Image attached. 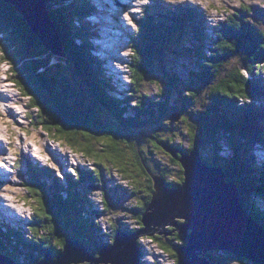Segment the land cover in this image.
<instances>
[{"label": "trees", "instance_id": "trees-1", "mask_svg": "<svg viewBox=\"0 0 264 264\" xmlns=\"http://www.w3.org/2000/svg\"><path fill=\"white\" fill-rule=\"evenodd\" d=\"M45 1L67 52V59H61L67 65H60V61L45 68L47 63L38 59L43 53L39 42L1 0L0 61L9 66L10 79L29 98L28 106L37 112L28 116L33 126L38 123L35 127L45 131L52 141L63 142L92 164L90 170L77 168L75 174H66L61 180L51 167L29 162L22 181L27 192L23 204L33 207V216L26 222L28 233L14 227L19 222L12 223L14 226L0 223V253L16 264H37L45 252L57 257L66 239L74 238L86 240L89 251L98 256L100 247L112 244L119 230L131 234L143 227L142 215L155 193L156 176L173 189L183 183L179 159L158 143L179 151L176 156L180 158L181 153L189 154L194 149L199 131L203 162L225 172L226 180L237 187L245 213L264 229V211L255 204L264 201V163L252 155L255 148L264 145V27L261 29L252 19L251 8L234 11L225 23L212 26L207 34L204 16L197 9L188 5L184 9L180 3L173 6L172 2L165 6L155 0L161 12L154 13L151 6L146 7L142 9L143 16L133 21V54L126 67L129 86L118 98L114 95L115 82L105 76L103 63L89 51L87 36L93 32L85 19L94 9L85 0ZM185 27H191L187 31L194 41L188 49L182 48ZM174 49L192 56L189 64L195 69L187 76L176 72L174 62L164 59L165 52ZM179 53L181 57L175 63L185 66L180 60L188 56ZM152 61L162 64L160 74L155 72ZM157 76L164 81L162 87ZM150 83L157 87L154 97L146 89ZM130 109L132 116L127 114ZM177 122L185 127L186 147L172 144L176 133L162 132L175 131ZM142 126L154 129L134 136ZM157 146L167 151V160L163 161H169L172 169L153 159ZM224 149L228 156L222 154ZM112 166L130 184L128 193L119 185L105 187L102 171ZM88 184L102 188V215L117 212L116 202L107 198L108 192L116 193L117 199L131 195L134 206L125 211L135 219L137 228L124 229L125 222L120 225L115 216L108 223L109 231L101 232L99 222L85 215L89 198L78 188L86 189ZM107 236L108 242H103ZM149 239L177 264V249L184 244L178 233ZM223 253L228 260L246 262ZM22 255L26 258L20 260ZM33 255L37 256L32 258ZM207 258L212 264H226L225 258L217 254L208 253Z\"/></svg>", "mask_w": 264, "mask_h": 264}, {"label": "rangeland", "instance_id": "rangeland-1", "mask_svg": "<svg viewBox=\"0 0 264 264\" xmlns=\"http://www.w3.org/2000/svg\"><path fill=\"white\" fill-rule=\"evenodd\" d=\"M88 2V4L94 9L92 12L94 13L93 16L87 15V18L85 20L89 21L90 23L96 22H102L104 23L103 26H101L100 23H98V27H104L103 30L106 33L104 36V39H107V41L111 42L112 44H107L109 47L107 48L105 57L106 61L103 64V73L105 76H108L109 72H105V65L109 66L113 69V72L111 75L113 77H116L118 80H120V84H125L124 87L121 85L115 84L117 88V96L122 97V93L120 94L121 90H126L129 86V81L127 83L124 82V78H126V74L128 75V69L126 68V65L130 64L131 57L133 54V48L130 44L131 42L128 39V36H132V34L135 32L136 25L134 22L138 21L143 16V10L146 7V5H150L152 2H149V0H132L130 6L123 8L124 6L117 2V0H85ZM163 5H168V2H172L171 5L175 6L177 3H180L181 6L187 8V5L191 7L192 9H197L201 15L204 16L205 21V31L207 34L211 33L210 28L218 23H225L229 17L232 15V13L240 8H251V17L252 19H255L258 22V25L261 29L264 27V0H200L198 3H193L192 0H160ZM68 3V2H67ZM70 4V3H69ZM110 6H116V8L119 10L118 12L122 15V26L120 28L109 30L108 32L112 31V35L109 36L108 32H106V26L107 25H113V22H117V19L113 17V15L108 14L107 11L109 10ZM151 10L155 11L154 13H158L160 9V5L157 3H152ZM149 6V7H150ZM152 6H154L152 8ZM161 8V7H160ZM257 10H260L257 11ZM97 12V13H95ZM103 12V13H102ZM161 12V11H160ZM259 14H258V13ZM163 13V12H162ZM91 14V13H90ZM107 14V15H105ZM107 17L109 18L106 19ZM140 17V18H139ZM107 20V21H106ZM134 22H133V21ZM263 23L261 24L260 22ZM80 22V21H79ZM188 26V24H187ZM191 28V27H190ZM189 27H185V40L182 43V48H190L191 45H194V41L191 40L190 34L188 33ZM188 30V31H187ZM99 33H101V29L99 30ZM90 42H93L92 39H89ZM128 42H130L128 44ZM79 41H77V44ZM98 43V42H97ZM105 43V41H104ZM210 42H208L207 45H209ZM95 44V43H94ZM96 45V44H95ZM129 45V46H128ZM113 47V48H112ZM100 53L104 55V51L99 50ZM182 52L184 55L188 57H183L180 61L186 64L185 66H178L176 65L175 61L181 56H178L177 53ZM179 53V54H182ZM90 54L94 55L95 57H99L97 51H90ZM166 57L164 58L167 62H174L173 66H176V72L187 76L188 72L191 70H194L195 67L193 64H189L192 60V56H189L188 53L183 52L181 49L177 50H169L165 52L164 54ZM57 56H52V63H56L58 60L56 59ZM1 60V59H0ZM112 62V63H111ZM155 72L159 73L162 72L161 63L158 61H152ZM115 64V65H113ZM180 64V63H179ZM60 65L64 66L67 65L66 63L60 62ZM119 68L122 70L120 72ZM112 71L111 69H109ZM107 71V70H106ZM11 73V72H10ZM10 73H9V66L0 61V80H5L4 82L6 84H3L0 86V92L8 91V94L12 98H17L19 100V104H9V99L0 96V113L9 112L16 115V120L8 123V126L4 125L3 122L5 121L0 116V140H2L4 150L2 151L0 155V168L7 170L5 175L6 179L0 180V210L2 208L6 209L7 216L11 215L12 220L11 222L16 223L19 222L18 225H13L14 227L19 226L20 228H23L25 230V233H28V230L26 229V222L29 221V219L33 216V207H29V205H24L22 199H25L27 197V192L25 190V187L23 186L22 181H25V173H26V166L29 165V162L32 164H37L38 166H48L51 167L55 172L56 176H59L61 180L65 179L66 174H75V170L77 168H82L86 170L91 169L92 162L88 159H84L80 153H77L71 150V148L67 147L63 142L62 144L59 142H54L50 139V137L47 136L46 132L40 129L38 126H33L34 122L28 120V116L33 117L37 114L36 111L32 110L29 105V98L23 96V94L15 87L14 82L10 79ZM116 78H113L116 80ZM261 78L264 80V75H261ZM156 81L162 87L163 85V79L160 76L155 77ZM122 81V83H121ZM264 83V82H263ZM149 86V87H148ZM15 87V88H14ZM157 87L155 85H147V90L150 91L151 97L156 96L157 94ZM20 92V94H18ZM21 95V96H20ZM23 96V97H22ZM264 102V101H263ZM7 108H11L10 110H7ZM133 109H130L127 113L128 115L132 116ZM2 113V114H3ZM172 117H168L166 119L171 120ZM8 120H11V118H8ZM168 120V121H169ZM172 122V121H170ZM168 124V122H167ZM20 126V127H19ZM171 126H173V123H171ZM184 125L177 122L175 131L168 130V131H162L164 135H169L172 133H176V138L174 143L181 144L182 147L187 146V137L185 136L183 130L185 127ZM9 133H6L5 130H7ZM154 128L151 127H143L139 130H135L134 136H142L146 133L151 132V130ZM160 131L162 129H159ZM23 131V132H22ZM179 131V132H178ZM199 133V132H198ZM181 134V135H180ZM197 139L200 138V133L196 134ZM202 138V136H201ZM9 140L11 145L8 146ZM24 141V143L22 142ZM36 141V143H35ZM96 142V141H95ZM93 143V142H92ZM23 144V145H22ZM95 147H98L99 143H94ZM161 147H163L161 144L158 143ZM165 145V144H164ZM46 146V147H45ZM161 147L157 146L153 151V159L158 161L161 165L167 167L168 169H172V165H170L169 161H163L167 160L165 156L168 154L161 149ZM28 148V149H27ZM164 148V147H163ZM225 148V145L224 147ZM53 149V150H52ZM165 149V148H164ZM254 150L253 154L257 155V161L264 160V150ZM28 150V151H27ZM49 150L50 152H48ZM174 150V149H173ZM224 152L222 153L224 156H228L227 151L224 149ZM24 153L28 154V157H24ZM39 152L42 154H39ZM255 155V158H256ZM30 156V157H29ZM56 156V157H55ZM205 155L203 154V157ZM262 158V159H261ZM14 164V167H11L10 164ZM15 166L16 169H15ZM114 169L103 170V180H105L106 188H114L116 186H121L126 193L129 192L130 184L120 177L119 174H117L116 169L112 166ZM15 169V170H14ZM72 169V170H71ZM159 177V176H158ZM159 179L162 182V179L159 177ZM130 182V181H129ZM94 184H88L87 188H81L78 189L80 191L86 192V195L89 198V205L87 208V211L85 215L88 217L90 221H98L100 224L101 232L109 231V222L116 218L117 223L119 222L120 225L124 223V229H132L137 228V224L135 223V219L132 218V215H129L128 212L125 211L128 207L134 206V200L130 198V196H122L121 199H117V194L113 192H108L107 198L115 201V207L114 209L117 212H113L112 214L102 215V203L103 200L101 190L99 186H93ZM8 193V194H7ZM2 196V197H1ZM9 199V200H8ZM111 201V202H112ZM6 203V204H5ZM31 204V202H30ZM114 205V203L112 202ZM255 204L257 207L264 211V201H255ZM7 207V208H6ZM94 210V211H93ZM23 216V219H21ZM116 216V217H115ZM131 216V217H130ZM5 217V218H4ZM120 217V219H119ZM6 216H2V213L0 214V223H6L10 224ZM121 227V226H120ZM162 237H166L165 235H162ZM102 240V239H101ZM103 242H108V236L103 238ZM97 242V241H96ZM152 241L149 239V237L143 236L138 239V243L143 246L144 255L142 257V260L146 262V264H174V261L169 259V257L160 250L154 243H151ZM5 242H3L4 245ZM12 244V243H11ZM13 245V244H12ZM92 246V244H90ZM94 246V245H93ZM96 246H94L95 248ZM98 247V246H97ZM96 247V248H97ZM215 252V253H214ZM211 254H217L219 257H224L226 264H240L237 260H228L226 257V254L222 253L221 251H211ZM221 253V254H220ZM37 255L31 256L32 258H35ZM25 257L20 256L19 259H25ZM88 264V263H83ZM214 264H222V263H214ZM224 264V263H223ZM243 264H252L248 261L244 262Z\"/></svg>", "mask_w": 264, "mask_h": 264}, {"label": "water", "instance_id": "water-1", "mask_svg": "<svg viewBox=\"0 0 264 264\" xmlns=\"http://www.w3.org/2000/svg\"><path fill=\"white\" fill-rule=\"evenodd\" d=\"M22 19L43 49L38 57L45 68L53 66L52 56L67 59L55 24L45 0H1ZM15 31L17 30L14 26ZM43 68V69H45ZM176 119L178 115L175 116ZM200 138H195L189 154L176 156L177 150L162 145L183 169V183L168 189L154 176L155 193L142 215L140 230L131 234L119 230L113 243L102 245L98 256L88 249L86 240L68 238L62 252L54 257L45 252L37 264H144L141 260L140 237L180 235L182 244L177 249V264H212L207 255L221 251L238 260L264 264V229L250 218L239 203L237 187L226 180L222 169L203 162ZM198 133V134H199ZM171 228L172 231H167ZM0 264H16L0 253Z\"/></svg>", "mask_w": 264, "mask_h": 264}, {"label": "bare ground", "instance_id": "bare-ground-1", "mask_svg": "<svg viewBox=\"0 0 264 264\" xmlns=\"http://www.w3.org/2000/svg\"><path fill=\"white\" fill-rule=\"evenodd\" d=\"M117 2H120L124 7L123 8H126V7H128V6H130L131 5V3L133 2L132 0H117ZM170 9V8H169ZM119 10L116 8V6H110L109 7V10L107 11V13L108 14H111V15H113V17H115L116 19H117V22H113L114 24L113 25H107L105 28H106V32H108L109 30H114V29H116V27L117 28H120L121 26H122V23H121V20L123 19L122 18V15L118 12ZM103 13V12H102ZM105 15H107V14H105ZM107 21V20H106ZM103 25H104V23H103ZM104 28V27H103ZM103 36H105L106 35V33L105 34H102ZM108 35L109 36H111L112 35V31L111 32H108ZM98 42V40L97 41H95V43L96 44H98L97 43ZM112 63V62H111ZM113 65H115V64H113ZM113 72H117V71H112V73ZM118 73V72H117ZM5 80H0V86H2L3 84H6L5 82H4ZM15 88V87H14ZM19 94V93H18ZM0 96H3V97H5V98H7V99H9V104L11 105V104H14V105H17V104H19L20 102H19V100H17L18 99V97L17 98H12L9 94H8V91H3V92H0ZM21 96V95H20ZM11 108H7V110H10ZM3 113V112H2ZM2 113H0V116L5 120L4 122H3V124L4 125H6V126H8V123H10V122H12V121H14V120H16V115L15 114H12V113H9V112H4L3 114ZM8 118H11V120H8ZM20 127V126H19ZM5 132L6 133H9V131H8V128H7V130H5ZM23 132V131H22ZM23 143H24V141H22ZM35 143H36V141H35ZM37 144V143H36ZM9 145H11V143H10V140H9V144H8V146ZM23 145V144H22ZM11 146H13V145H11ZM46 147V146H45ZM28 149V148H27ZM4 150V146H3V143H2V140H0V155H1V153H2V151ZM53 150V149H52ZM28 151V150H27ZM48 152H50L49 150H47ZM51 153V152H50ZM23 154H24V157H28V154L27 153H24L23 152ZM39 154H41L40 152H39ZM42 155V154H41ZM30 157V156H29ZM56 157V156H55ZM72 170V169H71ZM6 171L7 170H4V169H2V168H0V180H5L6 179V175H5V173H6ZM224 172V171H223ZM225 173V172H224ZM225 176H226V174H225ZM163 181V180H162ZM163 185L166 187V188H168V189H173V188H171V187H168V186H166L165 184H164V182H163ZM175 189V188H174ZM8 194V193H7ZM2 197V196H1ZM9 200V199H8ZM0 201H1V199H0ZM6 204V203H5ZM7 208V207H6ZM2 213V216H6V218L9 220L10 218L12 219V217H10L11 215H9V217L7 216V214L5 215V213H6V209L5 208H2L1 210H0V214ZM5 218V217H4ZM21 219H23V216H22V218ZM10 222L12 221V220H9ZM261 227V226H260ZM262 228V227H261Z\"/></svg>", "mask_w": 264, "mask_h": 264}, {"label": "clouds", "instance_id": "clouds-1", "mask_svg": "<svg viewBox=\"0 0 264 264\" xmlns=\"http://www.w3.org/2000/svg\"><path fill=\"white\" fill-rule=\"evenodd\" d=\"M60 61H62V60H58L56 63H58V62H60ZM56 63H55V64H56ZM106 68H108V67H106ZM109 69H112V68L109 67ZM109 72H110V71H109ZM111 74H112V73H111ZM113 78H116V77H113ZM112 80H113V79H112ZM116 80H117V78H116ZM114 82H116V81L114 80ZM162 145H163V144H162ZM143 252H144V250H143V246H142V257H143V255H144ZM142 257H141V260H142ZM142 261H143V260H142ZM143 262H144V261H143ZM144 264H146V262H144Z\"/></svg>", "mask_w": 264, "mask_h": 264}, {"label": "snow or ice", "instance_id": "snow-or-ice-1", "mask_svg": "<svg viewBox=\"0 0 264 264\" xmlns=\"http://www.w3.org/2000/svg\"><path fill=\"white\" fill-rule=\"evenodd\" d=\"M193 3H198L200 0H192Z\"/></svg>", "mask_w": 264, "mask_h": 264}, {"label": "flooded vegetation", "instance_id": "flooded-vegetation-1", "mask_svg": "<svg viewBox=\"0 0 264 264\" xmlns=\"http://www.w3.org/2000/svg\"><path fill=\"white\" fill-rule=\"evenodd\" d=\"M93 248V247H92ZM94 249V248H93Z\"/></svg>", "mask_w": 264, "mask_h": 264}]
</instances>
